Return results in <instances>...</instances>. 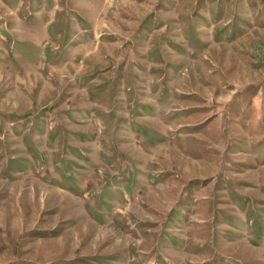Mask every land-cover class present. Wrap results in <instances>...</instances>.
I'll return each instance as SVG.
<instances>
[{
  "label": "rangeland",
  "instance_id": "obj_1",
  "mask_svg": "<svg viewBox=\"0 0 264 264\" xmlns=\"http://www.w3.org/2000/svg\"><path fill=\"white\" fill-rule=\"evenodd\" d=\"M0 27V264H264V0H0Z\"/></svg>",
  "mask_w": 264,
  "mask_h": 264
},
{
  "label": "crops",
  "instance_id": "obj_2",
  "mask_svg": "<svg viewBox=\"0 0 264 264\" xmlns=\"http://www.w3.org/2000/svg\"><path fill=\"white\" fill-rule=\"evenodd\" d=\"M54 12H53V14H54V18H56L57 16H58V9L56 8V9H54L53 10ZM50 21V26H51V23L53 22V20H49ZM51 29V28H50ZM53 34V33H52ZM52 34H50L52 37H53V35ZM215 43V42H214ZM205 49H206V51H207V53H208V51H211L212 49H210V46H207V47H205ZM211 53V52H210ZM212 55H214V53L212 52ZM49 58V57H48ZM210 83V82H209ZM205 85H208V86H213L212 84H205ZM201 111L200 112H197L198 114H197V116H196V119H197V123H196V125H189L190 127H191V130L194 132L193 133V135H195V137L196 138H193V139H196V143H194V145H196L197 146V148H198V150H203V152L204 151H206V149H208L207 148V146H204L202 143H201V138L198 136V134H199V132L198 131H204V130H206V129H208L209 131L213 128V126L214 125H216V122H214L215 120H212V119H208L209 118V115L208 116H205V112L204 113H202L203 111H204V109H200ZM192 126H194V127H192ZM196 133H198V134H196ZM179 134H180V132H179ZM202 140H204L203 138H202ZM229 145V144H228ZM209 147V146H208ZM230 147V146H229ZM226 171V170H225ZM227 177H230L229 175H228V172L226 173V178ZM221 177L219 176L218 177V180H217V184L219 183V179H220ZM195 180H198V179H195ZM233 179H231V181H232ZM226 192H227V188H226ZM246 194V197H249V198H251L252 200H254V198L252 197V196H250V195H248L247 193H245ZM182 206V205H181ZM182 208H183V206H182ZM180 209V210H183V209ZM183 212V211H182Z\"/></svg>",
  "mask_w": 264,
  "mask_h": 264
}]
</instances>
